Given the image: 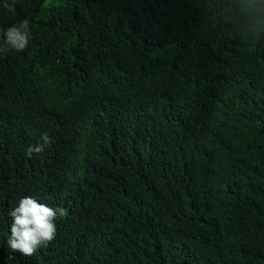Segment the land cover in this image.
<instances>
[{
	"label": "trees",
	"instance_id": "16d2710c",
	"mask_svg": "<svg viewBox=\"0 0 264 264\" xmlns=\"http://www.w3.org/2000/svg\"><path fill=\"white\" fill-rule=\"evenodd\" d=\"M25 19L0 53V264H264V0H0V47ZM29 196L64 214L25 256Z\"/></svg>",
	"mask_w": 264,
	"mask_h": 264
},
{
	"label": "clouds",
	"instance_id": "9594fccd",
	"mask_svg": "<svg viewBox=\"0 0 264 264\" xmlns=\"http://www.w3.org/2000/svg\"><path fill=\"white\" fill-rule=\"evenodd\" d=\"M253 8H258L253 3ZM32 39L30 23L27 19L17 25L9 27L3 34V46L0 53L9 50L23 52L27 49ZM43 143L27 149L26 155L31 156L33 152H42L44 147L50 143V138L45 134ZM63 210L39 203L34 197H23L18 206L8 212L11 218L10 237L7 244L12 252H20L25 256H32L42 247H46L56 238L57 216H63Z\"/></svg>",
	"mask_w": 264,
	"mask_h": 264
}]
</instances>
